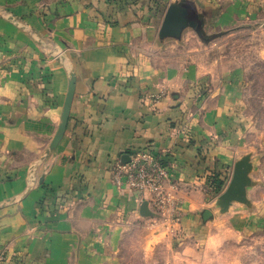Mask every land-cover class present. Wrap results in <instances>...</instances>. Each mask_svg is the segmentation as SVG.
Returning <instances> with one entry per match:
<instances>
[{
    "label": "crops",
    "instance_id": "1",
    "mask_svg": "<svg viewBox=\"0 0 264 264\" xmlns=\"http://www.w3.org/2000/svg\"><path fill=\"white\" fill-rule=\"evenodd\" d=\"M171 1L0 0V9L40 34L32 38L0 18V203L32 181L19 204L0 209V264H118L116 231L135 223L153 239L185 233L180 256L196 254L202 264L193 233L212 195L201 178L213 171L226 185L230 179L237 157L227 140L240 123L243 74L197 71L173 52L178 44H157ZM195 1L207 17L216 12L208 20L219 30L264 32V0ZM51 51L74 69V97L62 140L31 172L67 90ZM146 150L164 159L173 187L159 219L147 200L110 179L115 161ZM143 202L147 218L139 215Z\"/></svg>",
    "mask_w": 264,
    "mask_h": 264
},
{
    "label": "rangeland",
    "instance_id": "2",
    "mask_svg": "<svg viewBox=\"0 0 264 264\" xmlns=\"http://www.w3.org/2000/svg\"><path fill=\"white\" fill-rule=\"evenodd\" d=\"M215 15L216 12H212L209 15L212 18L208 19H215ZM210 20L206 25L207 35L225 31L219 30ZM255 30L246 25L244 29L205 46L191 30H187L181 45L173 49L176 55H187L188 62L197 71L208 67L218 71L237 67L242 71L244 89L238 106L240 123L237 130H230L228 152L232 158L252 152V178L262 183L261 187L250 189L248 193L254 204L252 214L234 204L228 213L217 216L211 211L213 196L206 197L203 208L210 217L203 220L201 210L199 229L197 227L193 233L199 243L198 254L202 249L205 251L202 264H264V32ZM180 232L153 239L152 231L141 223L116 231L114 243L118 245V264H196V254L194 257L180 256V251L190 241Z\"/></svg>",
    "mask_w": 264,
    "mask_h": 264
},
{
    "label": "water",
    "instance_id": "3",
    "mask_svg": "<svg viewBox=\"0 0 264 264\" xmlns=\"http://www.w3.org/2000/svg\"><path fill=\"white\" fill-rule=\"evenodd\" d=\"M0 18H5L8 22L12 23L32 38H38L40 36V34L35 32L33 29L20 24V20L7 10L0 9ZM208 21V17L204 14L202 7L195 0H172L164 11L156 33V42L161 47L166 43L181 45L185 31L191 30L202 44L207 45L211 41L231 34L235 31L226 30L214 35H207L206 25L208 24ZM49 54L64 68L67 76V90L57 129L40 158L35 162V164H33L31 172L47 160L62 140L66 132L70 107L74 97V69L67 62L65 55L61 53L56 54L52 51L49 52ZM128 161V155L121 157V163L126 164ZM253 162L254 155L252 152L241 154L233 161L230 179L224 190L214 199L211 206V211L216 212L217 216H222L228 213L230 207L234 204L243 206L247 210L248 214H252L254 204L248 197L249 190L262 186L261 182L253 180L252 178ZM38 182H41V180ZM31 186L32 181L31 184H29V186L25 188V190L15 199H10L0 203V209L10 204H19L28 195ZM139 215L142 218L150 216L146 202H143L140 205Z\"/></svg>",
    "mask_w": 264,
    "mask_h": 264
},
{
    "label": "built area",
    "instance_id": "4",
    "mask_svg": "<svg viewBox=\"0 0 264 264\" xmlns=\"http://www.w3.org/2000/svg\"><path fill=\"white\" fill-rule=\"evenodd\" d=\"M110 179L116 188L126 187L147 200L155 218H162L168 199L169 167L161 164L150 151L137 152L129 156L126 164L115 161L110 169Z\"/></svg>",
    "mask_w": 264,
    "mask_h": 264
},
{
    "label": "trees",
    "instance_id": "5",
    "mask_svg": "<svg viewBox=\"0 0 264 264\" xmlns=\"http://www.w3.org/2000/svg\"><path fill=\"white\" fill-rule=\"evenodd\" d=\"M161 164L165 165L166 162L163 158H160ZM202 183L204 184L205 188L211 193L213 197H217L225 188L226 179L220 178V174L217 172H207L203 175ZM210 217L207 212H203L202 219L206 220Z\"/></svg>",
    "mask_w": 264,
    "mask_h": 264
}]
</instances>
